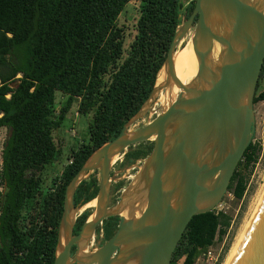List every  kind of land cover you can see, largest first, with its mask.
Here are the masks:
<instances>
[{
    "label": "trees",
    "instance_id": "1",
    "mask_svg": "<svg viewBox=\"0 0 264 264\" xmlns=\"http://www.w3.org/2000/svg\"><path fill=\"white\" fill-rule=\"evenodd\" d=\"M130 1L0 0V127L12 129L0 169V264H54L68 183L149 97L177 26L196 4L137 0L136 33L127 45L128 27L119 18ZM263 77L264 63L259 87ZM57 91L66 96L60 108ZM262 100L264 90L254 103ZM75 102L81 114L92 113L89 140L71 149L73 162L45 186V169L63 153L54 130ZM152 148H142L131 161ZM256 150L251 142L229 184L237 198L246 189L240 168L255 162ZM98 189V178L82 181L75 205L93 199ZM89 214L79 216L75 232ZM230 224L224 212L194 215L171 264H196Z\"/></svg>",
    "mask_w": 264,
    "mask_h": 264
},
{
    "label": "water",
    "instance_id": "2",
    "mask_svg": "<svg viewBox=\"0 0 264 264\" xmlns=\"http://www.w3.org/2000/svg\"><path fill=\"white\" fill-rule=\"evenodd\" d=\"M192 29L198 70L183 82L175 54ZM263 63L264 0H196L176 28L159 72L163 80L158 75L140 109L68 183L54 264H171L192 217L220 203L253 139ZM149 112L155 116L132 128ZM149 140L151 152L113 204L115 157ZM94 171L99 190L88 202L96 205L76 234L82 206L75 205V193ZM111 216L120 217L115 234L87 250L97 226ZM230 264H264V197Z\"/></svg>",
    "mask_w": 264,
    "mask_h": 264
},
{
    "label": "rangeland",
    "instance_id": "3",
    "mask_svg": "<svg viewBox=\"0 0 264 264\" xmlns=\"http://www.w3.org/2000/svg\"><path fill=\"white\" fill-rule=\"evenodd\" d=\"M190 1L191 0H182L184 6L188 5ZM138 8L139 1H130L119 18L120 23L125 24L128 27L127 45L130 44L136 33L135 25L138 17ZM182 19L185 21L184 18ZM192 33L193 29L185 36L178 48L182 47V45H186V43L190 40ZM262 90H264V77L261 80V85L258 92L260 93ZM163 95L164 93L160 96V98H162ZM65 100L66 96L62 92L57 91V108H60ZM160 106L161 103H158L155 105V108L159 111ZM254 109L256 122L255 133L251 142L257 147L256 160L250 166H242L240 168L241 173L245 175V192L241 198H237L235 196L233 189L227 190V192L224 194L217 210L219 212L228 214L231 217V224L228 227L226 234L221 238L216 237L214 243L212 244L214 255L213 258H207L204 256V254H201L197 258L196 264H217L219 261L220 264L226 263L229 255L231 254L232 248L239 242V239L241 240L242 236L244 235L245 229L251 221V218L254 216L257 206L259 205V202L261 201L264 194V100L257 102L254 106ZM153 116H155V113H147L144 119L137 122V124L132 128H136L143 122H147L150 118H153ZM91 117L92 113L89 115L81 114L78 111V104L75 102L70 111L67 113L63 125L54 130L55 142L60 148L63 149V152L65 153L63 154V158L55 161L53 166H49L45 169L44 176L47 178V183H49L53 177L58 176L61 173L63 169V163L66 162V154L70 152L71 148H76L81 143L87 142L89 140L88 125ZM5 136H8L7 132L2 134V143L4 138H6ZM2 143L0 145V152ZM150 145H153L152 140L143 141L139 146L147 148ZM123 156L124 154L116 156V162L113 165L116 173L119 174L118 178L121 179V182L118 183V186L116 187L117 194L122 188L129 185L130 182L135 178L136 173L142 164L138 163L139 160H134L135 162L131 161V157L128 156V160L122 165L121 160L123 159ZM93 177L98 178L99 172H92L87 177V179H92ZM0 189H2L1 186ZM93 208L94 207L90 206V202H87L80 208L79 215H81L83 212L90 211ZM90 213H92V211Z\"/></svg>",
    "mask_w": 264,
    "mask_h": 264
},
{
    "label": "flooded vegetation",
    "instance_id": "4",
    "mask_svg": "<svg viewBox=\"0 0 264 264\" xmlns=\"http://www.w3.org/2000/svg\"><path fill=\"white\" fill-rule=\"evenodd\" d=\"M255 133V132H254ZM89 135V134H88ZM142 143V142H141ZM140 145V143L139 144H136V145H134V146H132L131 147V149L130 150H128V151H126L125 153H124V156H123V159L121 160V162H122V165H123V163L124 162H126L127 160H128V156H136V155H134V154H136V153H138V152H140V150L143 148V147H140L139 146ZM80 146V145H79ZM79 146H77V147H79ZM76 147V148H77ZM62 149V148H61ZM72 149V148H71ZM62 151H63V149H62ZM70 152H71V150H70ZM70 152L68 153V154H66L67 156H66V162H64L63 163V167H65L64 165L65 164H70V163H72L73 161V158H70L69 157V154H70ZM65 152H63L62 153V155L60 156V158L58 159V160H60L61 158H63L64 157V154ZM142 158H144V157H137V158H135L134 160L136 161H138L139 160V162L138 163H142ZM133 160V161H134ZM134 161V162H135ZM133 162V163H134ZM133 163H131V164H133ZM55 164V163H54ZM130 164V165H131ZM113 175H115V180L113 181V183H112V189H111V194H112V198H113V204L114 203H116V202H118L119 201V199H120V195H121V192H122V190L124 189V188H122L119 192H118V194L116 193V187L118 186V183H120L121 181V179H119L118 177H119V174L118 173H116V170H115V168L113 167L112 168V170H111V176H113ZM56 177V176H55ZM55 177H53L52 179H54ZM51 179V180H52ZM51 180H50V182H51ZM50 182L49 183H47V181H45V186H47L48 184H50ZM98 186H99V182H98ZM99 190V189H98ZM118 191V190H117ZM77 192V191H76ZM76 194V193H75ZM117 194V195H116ZM75 200V199H74ZM87 203V202H86ZM85 204V203H84ZM83 204V205H84ZM81 206H82V204H80ZM96 205V203H95V200H93V201H91L90 202V206L91 207H94ZM91 211H94V209H92V210H90L89 212H91ZM82 215V214H81ZM119 220H120V217L119 216H111V217H108V218H106V219H104V221L101 223V224H99L98 226H97V228H96V230H95V233H94V235H93V237H92V239L90 240V242H89V246H88V249L87 250H93L94 248H95V246L101 241V245H103L108 239H110L114 234H115V232L117 231V229H118V226H119ZM86 220L84 219V221H83V223L85 222ZM83 223L81 224V226H80V228H79V230L77 231V232H75L76 234L77 233H79V231H80V229H81V227H82V225H83ZM76 225H77V222H76ZM75 229H76V227H75ZM0 247H1V239H0ZM76 251H77V245H73V247H72V255H74L75 253H76Z\"/></svg>",
    "mask_w": 264,
    "mask_h": 264
},
{
    "label": "bare ground",
    "instance_id": "5",
    "mask_svg": "<svg viewBox=\"0 0 264 264\" xmlns=\"http://www.w3.org/2000/svg\"><path fill=\"white\" fill-rule=\"evenodd\" d=\"M175 64H176L177 75L181 81L188 82L189 80H191V78H193L196 75L197 70H198V63H197V58L195 55V51H194L191 39L186 43V45H182V47L178 48V50L175 54ZM161 80H163V74L159 75L158 82H161ZM162 98H164V97H162ZM114 161H116V158L114 159ZM263 197H264V194L262 196V199H263ZM260 202H259V204H260ZM95 203H96V200H95ZM258 206H257V208H258ZM255 213H254V215H255ZM253 217L251 218V221H252ZM251 221L247 225V227L245 229V233L242 236L241 240L239 239V242L232 248L231 254L229 255V258L227 259L225 264L231 263L232 259L234 258L235 254H236V252L240 246L241 241L243 240V238H244V236L248 230V227H249Z\"/></svg>",
    "mask_w": 264,
    "mask_h": 264
},
{
    "label": "crops",
    "instance_id": "6",
    "mask_svg": "<svg viewBox=\"0 0 264 264\" xmlns=\"http://www.w3.org/2000/svg\"><path fill=\"white\" fill-rule=\"evenodd\" d=\"M6 132H7V134L9 133L8 132V129L6 127H0V145L2 143L1 142V140H2V134L6 133ZM5 137L7 138V136H5ZM6 138H4L3 143H2V146H1V152H0V157H1V159H0V169H1V164H2V150H3V147H4V143H5Z\"/></svg>",
    "mask_w": 264,
    "mask_h": 264
},
{
    "label": "built area",
    "instance_id": "7",
    "mask_svg": "<svg viewBox=\"0 0 264 264\" xmlns=\"http://www.w3.org/2000/svg\"><path fill=\"white\" fill-rule=\"evenodd\" d=\"M220 203H221V202H220ZM220 203H219L216 207L213 208V210H215L216 213H220V212L217 210V208L219 207ZM212 249H213V248H212V245L209 246L208 250L204 253V256H206L207 258H213L214 255H213V250H212Z\"/></svg>",
    "mask_w": 264,
    "mask_h": 264
}]
</instances>
